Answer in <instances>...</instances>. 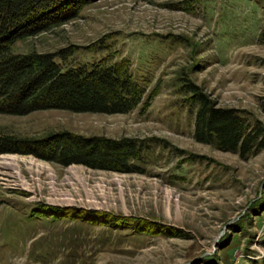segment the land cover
Listing matches in <instances>:
<instances>
[{"label": "rangeland", "instance_id": "374dc122", "mask_svg": "<svg viewBox=\"0 0 264 264\" xmlns=\"http://www.w3.org/2000/svg\"><path fill=\"white\" fill-rule=\"evenodd\" d=\"M73 46L63 65L125 59L146 83L126 112H0V134L139 136L140 170L1 152L0 264H264V148L242 158L193 136L184 77L264 123V0H88L18 38Z\"/></svg>", "mask_w": 264, "mask_h": 264}, {"label": "trees", "instance_id": "16d2710c", "mask_svg": "<svg viewBox=\"0 0 264 264\" xmlns=\"http://www.w3.org/2000/svg\"><path fill=\"white\" fill-rule=\"evenodd\" d=\"M88 0H0V112L25 114L36 109L126 112L146 91L125 59L107 58L63 65L76 49L15 52L18 38L35 34L76 14ZM183 89L194 113L193 136L242 158L264 148V123L242 108L218 105L211 94L188 77ZM139 136L83 134L68 129L40 136L0 134V153H30L62 165L81 163L120 172L139 171L136 159L147 147Z\"/></svg>", "mask_w": 264, "mask_h": 264}, {"label": "bare ground", "instance_id": "6f19581e", "mask_svg": "<svg viewBox=\"0 0 264 264\" xmlns=\"http://www.w3.org/2000/svg\"><path fill=\"white\" fill-rule=\"evenodd\" d=\"M4 164H7V163L0 162V165H4Z\"/></svg>", "mask_w": 264, "mask_h": 264}]
</instances>
